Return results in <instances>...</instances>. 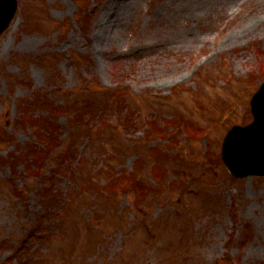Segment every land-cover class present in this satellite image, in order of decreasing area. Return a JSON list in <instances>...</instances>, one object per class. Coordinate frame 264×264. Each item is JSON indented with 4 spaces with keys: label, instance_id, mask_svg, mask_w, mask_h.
Wrapping results in <instances>:
<instances>
[{
    "label": "rangeland",
    "instance_id": "rangeland-1",
    "mask_svg": "<svg viewBox=\"0 0 264 264\" xmlns=\"http://www.w3.org/2000/svg\"><path fill=\"white\" fill-rule=\"evenodd\" d=\"M263 80L264 0H19L0 36V264H264V176L218 160Z\"/></svg>",
    "mask_w": 264,
    "mask_h": 264
},
{
    "label": "water",
    "instance_id": "water-1",
    "mask_svg": "<svg viewBox=\"0 0 264 264\" xmlns=\"http://www.w3.org/2000/svg\"><path fill=\"white\" fill-rule=\"evenodd\" d=\"M16 10V0H0V34L3 30L8 26L9 21L14 15ZM252 111L255 117V121L246 129H251L259 120V115H263V123H264V84L260 87L258 92L253 96L251 101ZM243 129L240 127H234L226 136L223 143V159L227 164V167L231 171V173L235 176H242L247 173L246 170H240V161L238 157H234L231 154V145L230 141L233 137L234 133L238 131H242Z\"/></svg>",
    "mask_w": 264,
    "mask_h": 264
}]
</instances>
